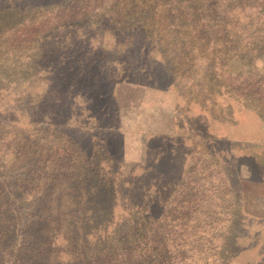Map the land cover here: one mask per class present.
Masks as SVG:
<instances>
[{
  "label": "trees",
  "instance_id": "1",
  "mask_svg": "<svg viewBox=\"0 0 264 264\" xmlns=\"http://www.w3.org/2000/svg\"><path fill=\"white\" fill-rule=\"evenodd\" d=\"M77 1L0 0V101L12 83L20 93L26 87L25 79L8 75L17 65L7 56L19 47L18 34L37 43L52 27L50 17ZM128 1L129 7L122 5L115 17L105 19L116 25L114 48L121 47L112 51L122 54L79 74L94 80L102 73L114 78L125 72L128 83L159 91L185 88V102L173 114L175 130L149 136L145 151L152 143L158 149L150 161H124L121 141L112 134L100 141L91 159L78 144L80 154L73 159L65 139L56 145L37 134L35 119L24 133L8 134L6 110L0 109V264H183L176 257V237L184 227L180 221L201 209L203 201L213 209L205 217L223 235L216 246L220 264L248 249H256L251 264H264L259 229L245 225L246 218H264V195L249 191L251 185L264 184V156L245 152L250 172L235 176L239 160L228 147L231 142L211 137L202 124L207 116L235 124L237 105L254 112L264 125V0ZM93 11L80 16L91 17ZM67 13L62 28L75 22ZM123 55L118 72L113 64ZM31 60L34 76L46 59L34 55ZM190 78L196 81L193 98L199 108L194 115L188 84L182 86ZM223 96L228 103L218 99ZM52 119L47 126L54 125ZM184 130L193 132L201 147L187 145L179 133ZM54 148L62 156L55 162ZM194 154L210 162L198 169L191 163ZM225 202L227 219L215 212ZM167 219L176 223L169 225Z\"/></svg>",
  "mask_w": 264,
  "mask_h": 264
},
{
  "label": "rangeland",
  "instance_id": "2",
  "mask_svg": "<svg viewBox=\"0 0 264 264\" xmlns=\"http://www.w3.org/2000/svg\"><path fill=\"white\" fill-rule=\"evenodd\" d=\"M128 2V0L68 2V5H64L50 17L49 24L52 27L39 35L43 38H39L37 43L31 40L27 41L28 35L26 34H18L20 45L7 56L12 62L16 61L17 65L14 71H8V75L25 79L23 84L26 87L20 93L19 90L13 89L12 83L9 87L10 94L0 101V109L6 110L5 114H7L4 121L8 134L24 133L23 131L32 128L30 119H35L38 123L37 134L43 135L47 139H53L56 145L64 144L63 140L65 139L64 145L72 146L70 152L73 159L77 154H80L76 147L78 144L87 158L91 159L93 155L97 154L96 149H98L100 141L110 137L111 134L110 138L114 139L116 136L119 142L121 141L124 161L135 163L144 159L150 161L153 156L156 157L157 147L152 143V146L149 144L150 149L145 151L146 141L155 132H161V134L174 132L175 107L181 106L185 102V97L182 95L188 93L187 90L182 88V91H159L151 87L137 85V83H128L126 81L128 74L125 72L118 73L114 78L107 73H102L94 80L79 74L81 69L94 68L93 63H103L108 56L116 55L117 57L122 54L112 51H119L121 47L114 48L116 42L111 34L114 31L112 27L116 25L105 19L115 17L122 9V5L129 7ZM112 5L117 7L113 8ZM65 7L67 8L64 9ZM90 9L94 10L91 17L80 16L84 11ZM65 11H68L67 15H69L66 17L75 22L62 28L60 24ZM15 18L16 16L13 17V19ZM30 39L33 40L34 36H30ZM100 53L102 56L98 57ZM34 55H41L46 59V62L43 60L41 64L39 63V70H36L35 75L31 76L32 70L29 68V63ZM126 56L123 55L114 62L113 65L118 69V72L121 71ZM195 82V78H190L188 83L182 85L188 84L186 86L191 92L189 97L192 99L189 104L191 115L199 111L193 98L196 94ZM218 99L228 103L226 96ZM32 105L33 110L31 109ZM234 114L237 121L233 125L212 120L209 116L202 124L206 125V130L211 137H224L231 142L228 147L232 149L233 157H237L236 159L239 160L237 163L238 172L235 171L234 175H247L250 172L248 165L251 161H248L249 159L245 158L243 154L257 152L264 156V125L254 112L242 109L237 105H234ZM50 117L54 121V125L51 127L47 126L48 122H46ZM65 124L68 127L63 128L62 126ZM113 129H119L121 133H109ZM84 132H87V135ZM122 132L125 133L124 140L121 137ZM179 133L183 134L184 142L187 145L192 146L196 143L201 147L199 138L194 137L193 132L184 130ZM63 135L66 138H63ZM89 137L90 139H88ZM222 145L224 143H220L221 147ZM39 146L43 153L42 142ZM201 155L194 154L191 159V163H195L198 169L202 164L210 162L209 159L201 157ZM51 156L54 162L58 161L62 157L60 149H52ZM200 183L203 184V181ZM216 183L221 184L220 182ZM249 191L264 195V184L251 185ZM207 197L210 198L208 195ZM200 200L202 201V196ZM203 202L201 209L199 206L192 216L187 215V218L180 221L184 227L176 237L180 244L176 257L183 264L221 263L216 246L222 240L223 235L212 227L213 223L208 216L205 217L208 212L212 213L213 209ZM215 212L219 217L227 219L229 217L227 203H220ZM166 221L169 225L176 223V221L168 219ZM245 225H250L253 230L259 229V242L263 253L264 218H246ZM255 251L256 249H248V251L238 253L236 257L228 256L225 264H251V259L256 257ZM222 254L225 256V253Z\"/></svg>",
  "mask_w": 264,
  "mask_h": 264
}]
</instances>
